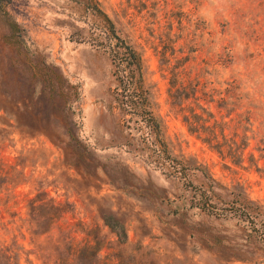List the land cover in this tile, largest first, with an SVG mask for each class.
I'll return each mask as SVG.
<instances>
[{
	"label": "rangeland",
	"instance_id": "obj_1",
	"mask_svg": "<svg viewBox=\"0 0 264 264\" xmlns=\"http://www.w3.org/2000/svg\"><path fill=\"white\" fill-rule=\"evenodd\" d=\"M104 13L118 33L142 49L145 76L172 151L208 164L228 186L243 182L250 198L264 208V172L247 166V151L259 156L256 146L264 134V0L0 1V88L5 77L20 87L22 76L34 71L50 69L53 78L62 75L78 93L74 120L82 143L65 148L43 133L9 126L16 120L65 119L61 114L36 116L37 108L47 106L36 98L12 114L16 107L0 95V106L9 109L0 107V160L15 163L23 172V182L13 192L34 196L37 188L45 189L62 213L49 232L55 233L59 222H68L78 238L88 234L97 239L105 244L102 252L123 258V264H132V259L136 264H264V225L257 224L255 230L241 218L191 207L189 186L159 168L141 131L124 125L115 100ZM12 19L23 28L21 37L10 26ZM27 60L33 67L26 66ZM177 73V80L185 82L198 75L213 93L210 106L216 117L225 115L224 120L209 121L214 124L210 136H251L245 168L224 165L182 120L196 103H171L168 90ZM221 96L227 102L217 106ZM259 165H264V158ZM190 177L194 183L203 182L198 172H190ZM25 202L11 209L25 216ZM2 214L5 222L11 217ZM113 222L125 229L127 246L116 243ZM18 223L0 220V242L17 240L42 264L32 251L45 254L44 248H51L47 236L35 235L31 242V234L17 229Z\"/></svg>",
	"mask_w": 264,
	"mask_h": 264
},
{
	"label": "trees",
	"instance_id": "obj_2",
	"mask_svg": "<svg viewBox=\"0 0 264 264\" xmlns=\"http://www.w3.org/2000/svg\"><path fill=\"white\" fill-rule=\"evenodd\" d=\"M2 1V0H0ZM98 2L95 1L97 8ZM99 10V8H97ZM108 21L107 30V50L113 64V74L116 80L114 86L115 100L121 111L123 123L131 130H140L142 139L145 140L155 154L157 165L163 169L167 175L174 176L185 186H189L192 197L190 206L197 207L201 211L215 216H234L246 220L252 229L258 230L257 224L264 225L263 205L250 198L247 186L237 180L231 186L221 182L215 176L210 166L205 163H197L194 158L184 154H175L171 149V141L167 138L164 124L160 115L156 111V100L152 84L145 76L144 57L141 48L136 47L125 36L118 33L113 21L104 13ZM13 32L17 31V36L21 37L23 28L18 26L12 19L10 22ZM32 65V60H27ZM175 82L170 81L168 90L172 104H181L184 100L193 99L196 107L189 108V114L183 113L182 120L189 123V129L198 132L203 142H206L222 159L226 166L228 162L245 168V150L250 145V137L241 134L239 139H222L210 136L214 130L210 120H224L225 115H220V119L211 109L210 103L214 101L213 93L205 89L198 75L189 76L185 82L179 78V73L175 74ZM7 79V80H6ZM0 95L8 103L14 105L16 114L20 108H26L28 101L33 98L44 99L47 102L46 108H37L36 116L43 113V116L61 114L65 120H16L8 125L18 129L20 132L30 134L43 133L53 142L63 144L65 148H78L82 146L76 132L77 120H74V103L78 97L77 90H73V84L62 75L53 78L50 69L43 72H36L22 76L21 81L13 86V79L5 77L2 80ZM22 83V84H21ZM40 84V85H39ZM40 86L39 88L37 86ZM57 98H59L57 100ZM1 102V99H0ZM227 98L221 96L217 99V106L225 105ZM2 103V102H1ZM5 112L8 108L2 104ZM230 113V112H228ZM9 114V113H7ZM192 120H203L197 125ZM214 121L213 123H215ZM207 134L202 136L206 130ZM9 133V131H6ZM254 137V136H252ZM256 149L260 151L259 156H255L253 150L247 151L248 165L256 170H263L264 165H259V160L264 158V134L258 139ZM198 172L202 178V183H194L190 177ZM23 172L15 163H5L0 160V220L2 224L7 222H19L17 229L22 228L31 234V242H34L35 235L45 234L50 247H45V254L34 252L36 259H42V264H123V258L110 252H102L105 244L97 239L91 238L88 234L78 238L70 228V223L62 221L58 223V229L49 232L54 221H59L62 213L60 204L51 197L47 198L45 189L37 188L34 196H29L27 192L18 197L13 192ZM20 201H26L27 211L25 216L19 210L11 208ZM46 209L45 211H43ZM3 212H7L11 217L7 222L3 219ZM37 212L34 216L32 213ZM46 227H43L45 225ZM111 224V223H110ZM111 226L116 234V243L127 246L130 242L128 235L119 223L113 222ZM43 249V248H42ZM52 253H51V250ZM43 256L47 258H43ZM1 264H37L35 259L30 257L28 250H23V245L17 240L10 244L0 242ZM132 264L136 260L132 259Z\"/></svg>",
	"mask_w": 264,
	"mask_h": 264
}]
</instances>
